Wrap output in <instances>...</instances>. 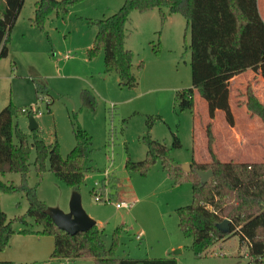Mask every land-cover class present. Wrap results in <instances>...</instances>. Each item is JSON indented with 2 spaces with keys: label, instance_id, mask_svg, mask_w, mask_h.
I'll return each mask as SVG.
<instances>
[{
  "label": "rangeland",
  "instance_id": "1",
  "mask_svg": "<svg viewBox=\"0 0 264 264\" xmlns=\"http://www.w3.org/2000/svg\"><path fill=\"white\" fill-rule=\"evenodd\" d=\"M37 1H24L10 34V53L0 57V111L9 103L18 108L33 107L40 137L49 144L58 141L63 157L76 145L77 124L90 134L92 169L77 191L84 210L102 230L106 246L113 245V234L120 226L122 233L117 248L120 258L175 257L177 264L248 262V246L240 245L238 235L217 242L200 256L191 249L193 239L181 230L177 214L180 206L193 201L189 182L174 185L160 160L145 175L126 167L128 161L137 162L146 157L147 147L142 137L148 132V121L154 122L150 129L152 137L171 147V156L180 166L210 159L209 125L217 156L228 148L222 140L226 136L230 139L232 132L224 111L218 110V115L211 118L206 101L196 92L194 109L180 106V91L192 86L191 34L186 18L169 13L167 8L163 9L164 18L159 9L131 12L127 47L135 55L138 85L127 88L121 85L116 73L105 71L103 51L93 58L88 55L98 29L96 22L119 11L124 0H82L66 13H53L43 28L32 21ZM0 7L5 8V0H0ZM259 7L264 14L262 0ZM140 63L142 69L138 67ZM255 74L251 73L248 83L253 94L264 103V79L259 72ZM245 83H234L231 89V100L237 108V129L241 136L248 133L250 123L243 116L246 108L254 126L253 135L246 137L264 139L261 117L248 108ZM36 88L41 90L39 96ZM86 91L93 94V104L86 101ZM13 123L33 141L28 114L20 112L14 116ZM176 138L181 146L175 145ZM13 139L17 141L15 132ZM36 157L33 147L25 182L19 173L0 176L6 183L20 188L16 193L0 194L1 207L16 229L11 246L0 256L14 257L15 264H61L58 258L50 256L54 239L40 234V224L29 219V228L35 233H22L23 224L15 219L28 211L32 195L47 207H58L65 212L70 209L76 189L51 171L48 159L40 177L34 165ZM114 177L120 181L117 188L112 185ZM104 182L102 193L110 195V202L95 200V192L100 193ZM120 199L133 201V205L118 209L114 202ZM140 232L143 236L138 239ZM38 242L48 247L44 255L32 251ZM80 259L68 264H95L92 258Z\"/></svg>",
  "mask_w": 264,
  "mask_h": 264
},
{
  "label": "trees",
  "instance_id": "2",
  "mask_svg": "<svg viewBox=\"0 0 264 264\" xmlns=\"http://www.w3.org/2000/svg\"><path fill=\"white\" fill-rule=\"evenodd\" d=\"M25 0H5V8L0 7V57L9 54L10 34L22 10ZM82 0H38L33 23L43 28L53 13L68 12L69 8ZM164 8L171 14H181L190 28L191 77L192 86L179 93L180 106L194 109L195 92L205 99L209 116L214 118L217 110L225 113L227 122L234 126L235 117L231 108V79L249 69L260 71L264 78V18L259 9V0H124L116 13L96 22L97 33L93 46L88 50L90 58L104 52L105 71L116 73L121 85L135 88L138 77L134 70V52L127 47V24L133 10L147 12L159 9L166 17ZM143 68V63L139 64ZM248 108L252 114L261 117L264 123V103L254 94L250 84L247 87ZM41 90L36 88L37 96ZM87 102L93 104L94 96L86 91ZM24 112L13 103L0 111V176L19 173L26 181L30 155L34 147L37 153L34 165L41 177L49 160L51 171L64 183L79 189L92 169V137L79 124L74 129L75 147L63 157L58 141L46 143L34 130L33 141L14 126V116ZM34 113V112H32ZM35 114V113H34ZM153 121H148V132L142 137L147 147L146 157L141 161H128L129 170H137L145 175L160 160L163 170L174 185L189 182L192 186V203L177 209L179 226L183 233L193 239L191 249L200 256L208 248L221 240L238 235L240 245L248 246V264H263L264 260V162L237 163L222 161L212 145L210 125L207 127L208 162L193 160L192 170L185 171L171 156V147L166 142L152 137L150 129ZM16 133L17 141L13 136ZM176 146H181L178 138ZM195 169H212L213 176L205 184ZM113 187L120 181L113 178ZM105 185V184H104ZM104 185L102 192L105 190ZM18 186L0 178V194L16 193ZM28 211L15 219L23 224L22 233H35L29 228V219L42 226L40 234L52 236L54 248L52 258L77 259L92 258L96 264H177L175 257L163 258H120L117 255L119 226L113 234V245L107 247L98 224L87 231L69 234L55 225L46 212L47 205L34 197ZM230 220V231L224 232L218 224ZM39 232H37L39 234ZM16 229L13 220L2 209L0 203V252L10 245ZM0 264H15L10 260H0Z\"/></svg>",
  "mask_w": 264,
  "mask_h": 264
},
{
  "label": "crops",
  "instance_id": "3",
  "mask_svg": "<svg viewBox=\"0 0 264 264\" xmlns=\"http://www.w3.org/2000/svg\"><path fill=\"white\" fill-rule=\"evenodd\" d=\"M262 5L264 6V0H262ZM259 9H260V7H259ZM261 14H262V16L264 18V14L263 13H261ZM9 53H10V50H9ZM257 72L260 73V71H257ZM257 72L249 69V70H247V71H245L243 73H240V74L234 76L231 79V89H232V86L234 85V83H239L240 84L242 81H246L245 87L247 88L248 85H249L248 80L251 79V73L255 74ZM260 75H261V73H260ZM261 77H262V75H261ZM196 93L198 94L197 91H196ZM230 101H231L232 112H233L234 117H235V125L232 126V125H230L228 123L229 124L228 128L230 129V132H232L230 135H232V136H231L230 139H228V137L226 136L224 138V140H222L223 142L225 141L224 142V143H226L225 146H227L228 148H226V150H224L225 152H221L220 153L219 158L222 161H234V162H237V163H261V162H264V139H261V138L260 139H256V138L251 139V138H247L246 137L247 135H253L252 134V130H253L254 126L252 125L253 119H252L251 114H249L247 112V109L244 108V110H243L244 111L243 112L244 115L243 116L250 123V125L247 126L248 133L241 136L239 134L238 129H237V126H238L237 108H235V105H234V103L231 100V96H230ZM23 108H26V107H23ZM218 113H219V111L217 110L216 115H218ZM27 114H28L29 117L32 115L30 113H27ZM260 125L262 126L261 123H260ZM258 129L260 131L261 127L259 126ZM262 131L264 133V130H262ZM228 136H229V134H228ZM209 160L210 159L207 158V160L201 161V162H207ZM38 243H39L38 245H34L33 246L32 251L34 253H39V254H43L44 255L48 247H46V245H44L42 247L41 244H40L41 242H38ZM7 249H6V251H7ZM51 253H50V256H51ZM55 259H57V258H55ZM78 259H80V258L73 259V260H71V259H58V260L61 261L60 262L61 264H66V263L68 264V263H71V262H74V261L77 262L76 260H78ZM81 259H84V258H81ZM0 260L13 261L15 259H14V257L12 258L11 256L2 255V256H0ZM94 263H95V261H94Z\"/></svg>",
  "mask_w": 264,
  "mask_h": 264
},
{
  "label": "water",
  "instance_id": "4",
  "mask_svg": "<svg viewBox=\"0 0 264 264\" xmlns=\"http://www.w3.org/2000/svg\"><path fill=\"white\" fill-rule=\"evenodd\" d=\"M29 128L36 130L38 124L34 118V115L29 117ZM185 171L192 170V163H185L181 166ZM198 175L201 177L202 183L205 184L213 176L212 169L207 171L195 169ZM46 212L52 218L57 227L65 230L69 234H76L89 230L91 227L97 224L96 220L91 218L82 206L81 194L75 190L70 200V209L68 212L61 210L58 207H47ZM219 229L224 232L230 231V220L225 219L218 224ZM239 264H248L246 261H241Z\"/></svg>",
  "mask_w": 264,
  "mask_h": 264
},
{
  "label": "built area",
  "instance_id": "5",
  "mask_svg": "<svg viewBox=\"0 0 264 264\" xmlns=\"http://www.w3.org/2000/svg\"><path fill=\"white\" fill-rule=\"evenodd\" d=\"M23 111L24 112H28L32 115H34L35 112V109L33 107H26V108H23ZM34 112V113H32ZM38 112V110H37ZM108 175V174H107ZM109 176V175H108ZM105 184V182L103 183V185ZM102 185V187H103ZM102 187L100 189V193L98 192H95V200L96 201H105V202H110L111 201V198H110V195L106 192V193H102ZM105 196V197H103ZM114 205L116 206V208L118 209H122V208H125V209H129L132 205H133V201H129V200H119V201H116L114 202ZM143 236V233L140 232L136 237L138 239H141Z\"/></svg>",
  "mask_w": 264,
  "mask_h": 264
}]
</instances>
